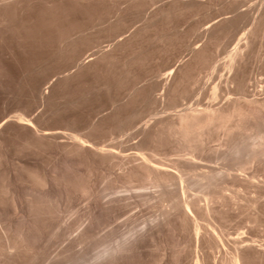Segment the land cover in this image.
<instances>
[{
  "label": "bare ground",
  "instance_id": "bare-ground-1",
  "mask_svg": "<svg viewBox=\"0 0 264 264\" xmlns=\"http://www.w3.org/2000/svg\"><path fill=\"white\" fill-rule=\"evenodd\" d=\"M0 264H264V0H0Z\"/></svg>",
  "mask_w": 264,
  "mask_h": 264
},
{
  "label": "rangeland",
  "instance_id": "rangeland-1",
  "mask_svg": "<svg viewBox=\"0 0 264 264\" xmlns=\"http://www.w3.org/2000/svg\"><path fill=\"white\" fill-rule=\"evenodd\" d=\"M105 46H107V45H105ZM51 80L52 79H49V81L48 82H51ZM45 89H47V86H44L43 87V90H45ZM206 102H207V100H206ZM150 122V120H147L146 122ZM129 141H131V144H133L136 140H135V137H132L131 139H129Z\"/></svg>",
  "mask_w": 264,
  "mask_h": 264
}]
</instances>
